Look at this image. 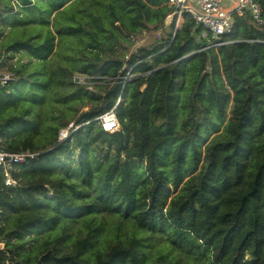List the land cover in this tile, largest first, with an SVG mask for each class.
<instances>
[{"label":"trees","instance_id":"obj_1","mask_svg":"<svg viewBox=\"0 0 264 264\" xmlns=\"http://www.w3.org/2000/svg\"><path fill=\"white\" fill-rule=\"evenodd\" d=\"M32 7L55 15L44 41L16 42L39 66L0 52L14 74L0 85L1 148L38 153L15 184L0 173V264H179L177 252L185 264H264V25L236 16L231 42L205 48L189 14L165 26L166 0H0V38ZM143 30L161 33L133 47ZM18 76L32 81L11 92ZM48 91L52 106L35 111ZM113 108L108 132L98 117ZM107 220L128 234L102 240ZM78 221L86 234L70 233ZM153 235L171 262L147 250Z\"/></svg>","mask_w":264,"mask_h":264},{"label":"built area","instance_id":"obj_2","mask_svg":"<svg viewBox=\"0 0 264 264\" xmlns=\"http://www.w3.org/2000/svg\"><path fill=\"white\" fill-rule=\"evenodd\" d=\"M166 2L172 7V11L165 21L170 23L174 21L176 28H178L179 23L183 21V14H189L203 28L201 36L208 44L205 48L218 47L231 42L225 40V36L231 33L236 16L242 17L245 13H249L257 25H264L262 8L255 0H166ZM160 33V31L156 32L157 37L160 36ZM146 34L147 31L143 30L138 36L142 37ZM138 36H132V40H134L133 47L138 45ZM126 58H128V55ZM127 76H130V70ZM12 80H14V74L0 67V85H6ZM73 81L90 89L93 78L75 74ZM98 119L105 131L113 132L118 126L114 108L105 112ZM67 136L68 133L59 138L64 139ZM2 142L3 138L0 136V173L4 176L5 185H13L15 180L11 177V172L15 169V166L35 158L38 153L28 149L17 152L6 151L1 148ZM0 247H2L1 243Z\"/></svg>","mask_w":264,"mask_h":264},{"label":"rangeland","instance_id":"obj_3","mask_svg":"<svg viewBox=\"0 0 264 264\" xmlns=\"http://www.w3.org/2000/svg\"><path fill=\"white\" fill-rule=\"evenodd\" d=\"M69 12L70 11H67V14H69ZM54 16L55 15L53 14L49 18V12L48 11L39 12L38 7H32L30 9L22 10L21 19H17L16 20L17 23L14 24L12 27L8 28V31L0 38V52H2L3 55H7L8 53H9L8 56L12 55L11 56L12 58L10 60L5 59V62H16V61L20 60V62H23V63H30L29 68L33 66L32 69H36L39 66V64L37 62H34V60H32V58H30L28 56V54H30V49L28 50L26 48L25 44L23 46H21V44L18 45V44H16V42L20 41V40L24 41L26 39H29V38L35 37V36H37V40L44 41L45 37H47L49 35L47 22L49 20L52 22L54 20ZM7 18H10V20H12L11 17H7ZM56 18L59 19L60 23H62V22H65L67 20V15H64L62 17H60L58 15ZM181 22L179 23V25L181 24ZM169 24H170V22L165 21L166 27ZM49 25H51V24H49ZM54 29L55 28L53 27V32H54ZM55 35L57 36V33ZM138 38H139L138 39V45H140V44H145V43L148 44L154 38H158V37L156 35V32H154V31L148 32L147 31V34L145 36H142V37L138 36ZM19 48L23 49V50L25 49L24 52L26 50L27 51L25 53L15 52ZM28 51H29V53H28ZM65 51L68 52L64 47L56 49V56L60 57L61 55L66 54ZM1 59H3V57H1ZM55 62H56V60L48 61L46 63V66H45L46 68L42 69L41 73L38 75V78L40 81L36 84V86H39L41 84V81L45 80L46 77H48V74L50 73L49 71L55 67ZM29 68H26V69L29 70ZM31 81L24 83L22 78L18 76L17 81L12 83L13 89L11 90V92L16 93V92H18V90H20V91H21V89H22V91L25 90V87ZM90 81L92 82V80H90ZM45 98L46 99L44 102L41 101L42 99L40 100L36 97L31 98V102H32L33 107H35V111L37 110L36 107H39V104H41L40 108L42 107V109L44 111L52 106L53 94L50 95V92L48 91ZM42 103H44L43 106H42ZM46 116H48V114ZM69 126H67L64 129H61L59 131V137H63L69 132ZM44 129H45V126H43V128H42L43 131L41 130L42 131L41 137L43 136V133L46 131ZM64 131H66V132L63 133ZM89 194L92 196L93 192L90 191ZM78 229H81V232L83 234H86V232H87L83 222L78 221V222L73 223V227L71 228L70 233H73V235H75V233L77 232ZM115 234L120 235V236L128 234V225L126 224V222H123L121 224V226H119V229H118L117 225L114 222H112L111 220L106 221L105 229L102 231V234H101L102 240L114 239ZM145 236H146V234H145ZM147 245H148L147 250L151 254H154V253L159 252V251H162V252L165 251L164 253H162L163 256L165 257L166 261L171 262L170 260H171V258H173V256L171 254H169L168 249H166V247H165L166 243L164 242L162 236H154L153 235L152 237H149ZM173 251L176 252V248L173 247ZM175 255L179 260V264H185L186 262H188L191 259L190 255H187V254H185V256H182L181 253L177 252V254H175ZM166 256H168V258ZM191 264H193V263H191Z\"/></svg>","mask_w":264,"mask_h":264},{"label":"water","instance_id":"obj_4","mask_svg":"<svg viewBox=\"0 0 264 264\" xmlns=\"http://www.w3.org/2000/svg\"><path fill=\"white\" fill-rule=\"evenodd\" d=\"M41 259H42V256L39 258V261H41Z\"/></svg>","mask_w":264,"mask_h":264},{"label":"crops","instance_id":"obj_5","mask_svg":"<svg viewBox=\"0 0 264 264\" xmlns=\"http://www.w3.org/2000/svg\"><path fill=\"white\" fill-rule=\"evenodd\" d=\"M33 2H35V0H32Z\"/></svg>","mask_w":264,"mask_h":264},{"label":"bare ground","instance_id":"obj_6","mask_svg":"<svg viewBox=\"0 0 264 264\" xmlns=\"http://www.w3.org/2000/svg\"><path fill=\"white\" fill-rule=\"evenodd\" d=\"M66 131H64L63 133H65Z\"/></svg>","mask_w":264,"mask_h":264}]
</instances>
